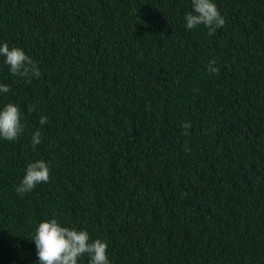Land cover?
Here are the masks:
<instances>
[{
    "label": "trees",
    "instance_id": "1",
    "mask_svg": "<svg viewBox=\"0 0 264 264\" xmlns=\"http://www.w3.org/2000/svg\"><path fill=\"white\" fill-rule=\"evenodd\" d=\"M216 4L209 33L185 29L190 0H0V41L40 69L0 58L24 124L0 140V264H35L52 215L112 264H264V0ZM35 159L49 180L21 196Z\"/></svg>",
    "mask_w": 264,
    "mask_h": 264
},
{
    "label": "clouds",
    "instance_id": "2",
    "mask_svg": "<svg viewBox=\"0 0 264 264\" xmlns=\"http://www.w3.org/2000/svg\"><path fill=\"white\" fill-rule=\"evenodd\" d=\"M191 10L185 12V29H192L204 25L209 33L221 28L225 18L218 10L216 0H190ZM0 58L7 66L8 72L18 78L28 79L38 77V64L26 51L18 45H9L7 41H0ZM214 60H209L208 71H218ZM10 85L0 82V95L9 92ZM34 104L28 105V111L35 109ZM23 113L14 101L0 103V140H15L24 130ZM47 116L41 115L39 123L43 125ZM184 128L189 125L185 123ZM41 132L37 128L31 133V144L40 143ZM49 162L44 159H35L28 162L23 175L14 191L23 196L32 191L39 183L49 180ZM34 241L35 264H82V258L87 256V264H112L109 259L107 242L99 238H90L87 229L78 228L62 223L55 215L40 219L35 223L32 235Z\"/></svg>",
    "mask_w": 264,
    "mask_h": 264
}]
</instances>
